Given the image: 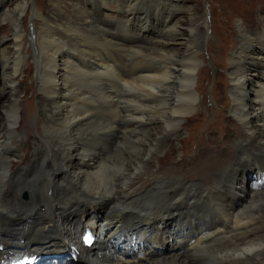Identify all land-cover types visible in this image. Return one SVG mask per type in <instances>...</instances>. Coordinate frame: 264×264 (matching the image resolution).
<instances>
[{"label":"bare ground","instance_id":"6f19581e","mask_svg":"<svg viewBox=\"0 0 264 264\" xmlns=\"http://www.w3.org/2000/svg\"><path fill=\"white\" fill-rule=\"evenodd\" d=\"M141 1L120 4L137 10ZM148 1L155 6L170 2L179 13L176 19L169 13V29L158 35V46L144 41L128 46L123 41L131 38L122 34L118 43L115 37V29L124 32L131 18L151 26L147 11L132 12L114 32L96 19L84 25L79 7L61 28L44 18L41 28L29 33L28 44L21 21L29 0L13 11L9 0H0V18L11 24V36H0V264L23 250L67 252L77 230L95 224L100 232L106 229L103 240L80 247L75 259L64 264H264V187L254 184L264 176V152L259 159L264 151V50L258 49L264 39L254 41L241 28L244 41L228 59L232 126H222V135L239 131L242 137L237 138L239 150L218 148V162L214 153H206L204 166L206 175L215 168L211 177L221 169L222 150L233 156L221 191L195 173V166L173 160L160 163L162 182L152 186L158 177L143 171L149 160H160L157 146L203 109L197 40L207 20L171 0ZM87 29H95L104 41ZM26 50L36 66L40 94L33 99L39 102L40 125L34 145L20 133L30 120L24 122L26 99H21ZM151 123L155 126H142ZM26 193L28 202L21 196Z\"/></svg>","mask_w":264,"mask_h":264},{"label":"rangeland","instance_id":"374dc122","mask_svg":"<svg viewBox=\"0 0 264 264\" xmlns=\"http://www.w3.org/2000/svg\"><path fill=\"white\" fill-rule=\"evenodd\" d=\"M176 1L177 4L174 0H171V3L180 9L189 11L191 15H194L197 18L205 17L207 20L205 28L204 26H202L201 29L199 30L200 37L199 40H197L198 41L197 43L199 44L198 49L200 53L199 61L202 62V64L200 62L199 65L201 69L198 78H200V81H202L203 83L204 93L201 94V97L202 99H204V104H203L202 112L197 113L193 117L187 118L184 124L182 125V127H180L178 130L173 132L172 135L165 136L162 139L161 146H157L158 147L157 151H159L160 160L157 163L149 160V163L147 162L143 174L151 173L152 176H150V178L158 177V183L152 185V186H156L162 182V172L165 169V168H161L160 163L166 160H173L174 162L178 161L179 163L186 162L190 165L195 166L194 172L198 173V175L203 179L205 177L208 178L211 183L210 185L215 187L216 192H219L223 188L224 182L228 179V176L230 174V169L232 168V165L234 164L235 160L233 159V156L230 153H228L225 150H222L221 155L223 160H222L221 169L219 172L213 174L210 177L211 170L215 168L212 167L206 175L205 167H204L206 165L205 156L206 153H209L211 156L214 153L212 157L216 158L218 162L217 153L221 148L226 147L230 150L232 149L233 152H234L233 149L239 150L237 144V138L242 137L239 131L233 132L232 134L222 135V131L224 130L222 129V126L225 125L226 129H229L232 126L231 123L232 118L230 115H227L228 108L230 107L231 104V100L229 99L230 98L229 91L231 90V80L228 78V74H227V71L229 70L227 63H228V59L231 57L230 54L234 53L231 52L236 50L235 48L236 45L244 41L243 38H240L241 36H243L240 34L241 28H243V30L254 41L259 42L260 40L264 39V0H176ZM159 2L160 1H158L157 6H155L154 3L151 4V1L149 2L148 0H143L140 2L141 4L137 6L138 9L133 10L131 8L128 9L126 4L122 9L120 0H110L105 2L103 0H93V1L91 0H29L26 11L24 12L22 17L21 30L25 35L26 42L28 43L29 33L30 35H32V33L35 30V27L41 28L44 18L48 17L50 22H52L56 27L61 28L65 26L69 18H72L71 20L74 19V17H72L73 15L76 14L74 9L76 7H79L83 12H85V15L82 16L84 25H88L91 23L93 19H96L99 21L100 25L103 28L104 27L105 29L111 28V30L114 31V29L117 28L116 26L122 24L121 20L124 22L123 23L124 25L126 24V18H131V16L133 15L132 12L142 13L147 11L148 17L152 21L151 26L150 23L149 26L145 24L139 25L137 24V21H134L133 18H131L132 21L131 20L130 22L128 21L129 22L128 27L124 32H122L121 29L120 31L118 29H115L117 30L116 32L114 31L116 33L115 37L118 43L121 42L119 38L123 36L122 34H125L127 38H131L127 41H123V43L127 44L128 46L134 44H140L141 41H144L149 45L158 46L159 44L158 39H160V36L158 35L159 34L162 35L163 33H166V31L169 29L167 28L168 25L165 24L167 20L166 18L169 16V13H173L174 15L173 19L174 18L176 19L179 15L178 12L174 13L173 9L170 6V2L169 4H167L168 2L161 1L162 5H160ZM19 5H21V0H9V2L7 3V7L9 8L8 9L9 11L15 10ZM93 5H95L99 11L91 9L90 6ZM114 7L116 8L115 13L110 10V8H114ZM128 10L130 12H128ZM2 12L3 10L2 8H0V13ZM118 12H120V14ZM33 15H38L40 17H36ZM92 16H94L95 18ZM144 16L146 15L143 14V16L141 17ZM143 27L146 28L149 27V29L144 31ZM10 29H11L10 21H7V19L0 18V36L2 38L8 39L11 36ZM87 30L88 33L94 34L95 29L92 30L87 29ZM102 30L106 32V30L104 29ZM184 31H186V28H183V32ZM108 35L110 36V34ZM94 36L99 41H104L103 36H98L96 34H94ZM140 38L142 39L140 40ZM207 42H209L208 47H207ZM26 47L29 46L26 45ZM260 48L264 50V46L261 47L259 45L258 49ZM33 52L34 51L32 50V53ZM24 53L28 54V57L26 55L27 66L23 70V73L21 75L22 78H20L22 82L24 81L22 83L24 94L22 93L21 99L22 100L26 99L23 102L22 113H23L24 122L26 121L28 123V118L30 120L28 125H25L24 123L22 124L21 119H19L18 124L20 122L22 124L21 126L22 128H20V133L24 135L25 139L29 138L30 143L34 145V143H36L37 140L39 139L38 127H40V125L38 124L37 121L39 119V115L36 114V111L39 107V102L33 99L35 97L37 98L40 94L39 92H36L35 89L36 88L35 79L33 76L36 73V66L32 65L31 52L28 53V51L26 50ZM34 55L35 52L33 56ZM104 55L113 56L112 54L107 55L105 53ZM75 58L76 56L74 55V59ZM77 60L78 59L76 58V61ZM19 83L20 80H18L17 84L19 85ZM30 87H34V89H30ZM31 98L33 103L30 106L33 113H29V111L27 112V110L29 109V101ZM214 99H216L217 101ZM220 103L223 105L225 104L226 107L223 108L222 107L223 105H221ZM2 104H3V100L0 101V106ZM197 115H201V117L197 119L196 118ZM144 125L142 126L148 129L150 126L154 127L155 123L144 124ZM115 126L122 127V125L119 123H116ZM127 127L128 129L132 128L131 125H127ZM214 132L217 133L214 134ZM103 137L104 140L107 141L111 140V138L107 135H104ZM20 144L21 143L19 142L17 145L20 146ZM33 152L34 149L32 150V154ZM263 152L264 151L259 153V159L262 158ZM227 154H229L228 155L229 158L227 157ZM12 159L13 158H11V160ZM15 163L16 162H13V164ZM158 163L160 168L158 166ZM189 166L185 167V169L190 170L191 167ZM42 172L43 171H41V173ZM176 173L179 176H184L177 171ZM44 174H48V172H45ZM40 175L41 176H39L38 179H40L43 174ZM145 177H147V175ZM187 178L188 180H193V181L203 180L202 178L198 179L199 177H195L194 179L189 177ZM26 180L27 182L32 181L31 178L30 179L25 178V181ZM259 187H264V186H259ZM27 195L28 193L21 195L24 200L27 199L26 202H28L30 199V197L28 198ZM234 264H245V263L244 261H242V262H235Z\"/></svg>","mask_w":264,"mask_h":264}]
</instances>
